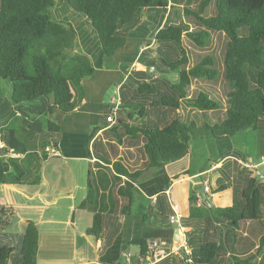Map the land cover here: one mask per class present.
Instances as JSON below:
<instances>
[{
  "label": "trees",
  "instance_id": "trees-1",
  "mask_svg": "<svg viewBox=\"0 0 264 264\" xmlns=\"http://www.w3.org/2000/svg\"><path fill=\"white\" fill-rule=\"evenodd\" d=\"M64 2L73 12L87 19L97 36L103 58H111L125 48L129 33L141 23L148 9L173 8L182 4L183 15L192 18L199 27L191 31L185 22L169 24L158 28L149 43L140 42L137 52L153 61L151 71L132 69L127 73L131 63L121 64V70L130 83L123 89L119 88V117L116 116L109 127L106 124L108 115L105 117L104 127L108 128L105 135L114 144L108 145L111 149L117 145L135 148L137 153L140 151L137 160L142 163L132 169L122 158L113 162L108 156L94 158L111 166L115 173V193L123 201L121 217L130 215L133 191L144 172L161 170L186 157L190 140H226L235 134L257 129L264 116V0H0V80L8 83L9 100L20 109L18 111L39 108L40 102L45 100L47 113L57 109L63 115H70L84 98L81 81L91 77L95 70L85 54L73 52L77 32L72 23L54 17V9ZM193 4H196L195 8H192ZM210 7L214 8V13L208 16ZM213 32L223 33L228 39L223 58L224 80L229 87L225 107L221 100L213 98L207 91H200L193 98L188 96L194 80L214 82L219 71L211 56H205L190 66L183 36L203 49ZM182 107L200 113L224 108V118L215 125L197 126L193 121L182 120ZM154 112H158L155 117ZM100 129L95 126L88 134L84 145L88 154L89 143ZM45 131L57 135L60 126L46 120ZM52 144L57 148V137ZM46 145L48 142L43 143L41 149ZM3 151L5 154L9 151L25 154L28 146L18 141L12 130H7ZM42 158L45 159V155ZM9 164L15 178L11 181L9 176H5L3 183L20 184L27 173L17 168L12 160ZM188 175V172H183L173 176L157 193L155 204L142 217L144 227L156 228L150 221L158 217L157 227L168 229L164 220L170 217L171 209L166 206L164 192L172 182ZM263 190L264 185L252 178L241 193L243 205L240 210L231 206L217 213L235 226L238 223H256ZM97 191L87 181L86 197L75 211H93L98 206ZM13 219V210L0 206V233L10 227ZM104 230L105 217L96 212L86 234L97 240ZM38 241V228L30 221L22 235L19 264H36ZM128 246L136 247L138 256L144 258L139 262L132 257L131 264H144L150 253L147 241L133 238ZM12 252L11 247L0 245V264H8ZM227 253L229 251L222 248L221 240H207L184 261L211 264ZM233 264L258 263L253 254L244 258L233 257Z\"/></svg>",
  "mask_w": 264,
  "mask_h": 264
},
{
  "label": "crops",
  "instance_id": "crops-1",
  "mask_svg": "<svg viewBox=\"0 0 264 264\" xmlns=\"http://www.w3.org/2000/svg\"><path fill=\"white\" fill-rule=\"evenodd\" d=\"M68 9L70 10L69 7ZM58 19L68 21L62 18ZM87 23L89 22L87 21ZM74 29L77 32L76 27ZM89 33L94 34L93 36L97 38L94 31ZM76 43L81 45L83 54L89 58L92 67L95 66L97 70L91 77L81 81L84 85L81 84L84 98L74 113L63 115L57 109L47 113L45 100L40 102L39 108L21 109V111H18L20 109L12 104H6L4 108L0 104V115L4 116L5 114L6 116L4 124L0 126V143L4 144L7 130H12L15 138L18 141L20 138H24L25 141L20 142L28 146V151L25 154L11 152V155L8 156L3 150H0V206L12 209L14 212V219L10 227L0 233V245H7L13 249L15 236L20 238L19 247H17L19 257L17 256L16 259L12 260L11 256L8 264H19L22 235L30 221L36 225L39 232L36 264H126L124 256L127 253L136 259L138 257V249L136 247H132L135 250L130 249L128 246L129 241L137 237L145 239L150 246V253L144 264H193L188 259L184 261L186 255L183 252V247L188 246L187 250L191 254L198 251L199 247L207 240L216 242L221 240L222 248L229 251V253L216 258L211 264H228L229 260H232L231 264H233L234 254L238 256L255 254L256 262L264 264V240L262 238L264 237V190L261 195L259 220L256 223H238L235 226L221 218V214L217 213L231 206L235 210H240L243 205L241 193L246 189L250 179L254 178L264 185L262 180L254 177L252 172L241 166V162H247L257 166L259 173H264V167L261 165V158L264 157V116L259 120L256 130H247L226 139L229 141L230 147L217 155H207L204 159L206 162L201 164L198 169H191L189 148L188 155L183 159L169 164L159 171H145L135 185L130 215L121 217L120 210L123 201L115 193L117 188V183L113 179L115 173L111 166L94 158L108 156L111 162L122 158L132 169L140 166L139 162L142 163L141 160H137L138 150L135 148H124L117 145L113 149L108 147L113 142L105 135L108 126L104 127V120L109 114V104L112 97L108 99L106 104L103 100L100 101L102 88L106 84L113 85L115 90L120 86L123 89L127 83H130L121 70V64L129 63V61L123 60L113 69H104L102 63L106 59H115L116 56L102 57L103 61L97 67L92 57L85 50L86 45L81 44L78 32ZM90 44L88 43L87 46L89 47ZM131 66L127 69V73L132 70L131 68L134 69ZM196 84L200 87L197 88L194 97L200 91H207L213 98L220 99L214 91L203 89L206 84L201 83L200 80H194L190 88ZM119 96L121 99L120 93ZM224 102H222L223 107H225ZM51 106L53 107V104ZM193 111L196 115L200 114L198 111ZM220 111L223 115H220L221 117L217 120L211 119L212 124L208 123L209 125H215V120L220 122L224 118L225 109ZM157 113L154 112L153 116H157ZM202 115L214 117L213 111ZM116 116L119 117L118 112ZM14 117L21 119V121L16 120L17 122L14 123ZM46 120L59 125L60 133L57 135L47 133L45 131ZM182 120L192 121L193 119L185 120L182 117ZM201 125L202 123L199 124V126ZM95 126H99L101 129L89 143L88 154L84 145L91 128ZM38 136H42L43 139ZM54 137L58 139L57 148H54L52 144ZM30 139H38L34 148L31 146ZM45 142H48V145L41 149ZM50 149L54 150L56 154H52ZM33 155L45 162L55 158L57 162L62 163V166H57L53 170L46 166L40 171L35 165L30 164ZM42 155H45V159L42 158ZM212 158L216 160H211ZM25 159H28L30 163H26ZM77 159H86L88 162L89 167H87L86 174L74 175L75 172H72L71 167L67 165L68 161H76ZM10 160L14 162L17 168L27 173L28 178L25 176L26 179H21L20 184L3 183L5 176H9L11 181H14L13 178H15L13 167L9 164ZM183 172H188L189 175L172 182L164 192L166 206L171 209L169 215L177 214L179 225L171 224L169 217L164 220L168 229H159L157 224L160 220L157 217L155 221H150L154 222L156 228L144 227L142 217L147 209L155 204L157 193L173 176ZM149 174L152 176L146 179ZM87 181L98 189V206L93 211H75L77 205L85 199ZM57 184L61 186L58 190H56ZM77 189L80 191L76 200L73 198ZM55 192L57 193L55 194ZM34 199L38 200L37 204ZM62 199H66L63 216L70 218V222L66 220V217L62 219L63 216L59 217L57 222L71 224V232L68 234L61 233L62 236L41 234L38 221L42 223V217L46 211L51 210L52 206L58 204V201ZM34 209L44 212L39 217ZM96 212H100L105 217V230L101 234L102 237L97 240L86 234L92 225V218ZM45 218L46 222L54 221L53 216ZM79 220H81V225H79ZM14 226L15 232L12 231ZM49 228L53 229L52 227ZM178 229L179 231H177ZM143 231H146L145 235ZM54 237L57 238L54 239ZM41 247L42 249H50L47 255L41 253Z\"/></svg>",
  "mask_w": 264,
  "mask_h": 264
},
{
  "label": "rangeland",
  "instance_id": "rangeland-1",
  "mask_svg": "<svg viewBox=\"0 0 264 264\" xmlns=\"http://www.w3.org/2000/svg\"><path fill=\"white\" fill-rule=\"evenodd\" d=\"M174 6L175 7L173 8L168 7L166 9L146 10L141 19V22L143 21L142 24L138 28L136 27L134 30H132L129 33L128 37L130 38L129 39L127 38L128 40H127V45L125 46V48L115 55L116 56L115 59L113 58L106 59L102 63L103 68L113 69L115 65H117L118 63L120 64L121 61L124 60V61H129V63L132 64L134 69L144 70L145 68H147L151 71L153 61L145 59L142 55H139V53L137 52V47L139 46L140 42L149 43L152 36L155 34L158 28L169 25V24H179L181 22H185L186 24H188L191 31H195L199 29L198 25L194 22L192 18L185 17L183 15V12L181 10L182 4H177ZM195 7H196V4H193L192 8H195ZM213 13H214V8L210 7L207 15L210 16V15H213ZM54 14H55L54 17L56 19L58 18L66 19L70 21L74 25V27H76L77 32L79 33V36H80L81 44L86 45L85 50L92 57L95 65L98 67L99 64H101V62L103 61V58L100 55V46H99L97 38L93 36L94 34L92 35L89 33L93 31H91L92 29L89 28L90 25L89 23H87L86 21L87 19L83 15L73 12L71 9L69 10L67 7V3L65 2L58 8L54 9ZM227 41L228 39L225 36V34L213 32L211 33V39L208 42L207 46L201 49L193 45L192 42L186 38V36H183V44L188 50L189 56H190V66L196 64L205 56H211L215 60V67L219 71L218 79L211 83L208 81H203V80H200V82L203 84H206L204 85L203 89L205 90L210 89L214 91L217 94V97L219 95V98H220L219 100H221L222 102H224L226 94L229 91L228 84L224 80V71H223V58H224V54L226 51ZM88 43H91L89 47L87 46ZM75 51L79 53L80 52L83 53L81 45L79 43H76L75 50L73 52ZM71 53L72 51L68 53L69 56H71L70 55ZM93 67L96 73L97 69L95 68V66ZM82 86L84 85L82 84ZM199 87L200 85H197V84L193 85L188 90L189 96L194 97V95L197 93V88ZM75 90L77 91L78 89H75ZM102 91L103 92L101 93L100 101L102 102L103 100L104 104H106L108 103V99L115 96L116 89L114 90L113 85L106 84L105 86H103ZM79 96H80V92H79ZM9 97H10V89H9L8 83L0 80V104L2 108H4L6 104H10V105L12 104L11 101L9 100ZM79 98L80 97H78V99ZM82 102H83V99L81 100V103ZM181 110H182L183 119L190 120L192 118L193 119L192 121L197 126H199L200 123H202V125L205 123L212 124L211 119L217 120L219 117H221L220 115H223L220 110L213 111V115H214L213 118H210L212 115H207L208 117H205V115H202L203 113H200V112H199L200 114L196 115V113H193L194 112L193 110H188L185 107H182ZM5 117H6L5 114L4 116L0 115V126L4 124L3 122L6 119ZM16 120L21 121V119H17V117H14L13 122L14 123L17 122ZM216 120H215V124L217 123ZM38 137L43 139L42 136H38ZM110 137L112 138V136ZM38 139L29 140L32 148H34L35 145L38 143ZM20 141L23 142L25 141V139L20 138ZM227 147H230L229 141L227 140H215L212 138H203V139L196 138V139L190 140L189 142L190 153L189 154H190V161H191V169L192 170L198 169L201 166V164L206 162V160L204 159L207 157V155H217L220 152L225 151ZM137 155L138 156L140 155V151L137 153ZM211 160H216V159L212 158ZM25 162L28 163L29 160L25 159ZM30 164L35 165L36 168L40 171L43 168H46V166L51 170H53L57 166H62V163L57 162L55 158L48 159L45 162L43 160L37 159L34 155L31 156ZM67 165L71 167L72 172H75L74 175L77 174L78 176L86 174L87 169H88L87 167H89L86 159H77L76 161H68ZM156 171H159V170H156ZM151 176L152 175L149 174L146 177V179L150 178ZM59 188H61V186L60 184H57L56 190H58ZM79 191L80 190L78 189L76 190L73 199H76V200L78 199ZM56 193L57 192H55V194ZM86 193H87V190H86ZM34 201L36 202V204L38 203L37 199H34ZM65 203H66V199L59 200L58 204L52 206L51 210L48 209L46 211V214L44 215V217H42L43 218L42 223L38 221L41 234H50L52 236H62L61 233L68 234L69 232H71V224L67 225V224H62V223L60 224L57 222L58 218L63 216L65 212V207H66V205H64ZM34 211H36L39 214V217L44 212V211L43 212L38 211L36 209H34ZM47 216H53L54 221L46 222L45 217ZM65 217H66V220L70 222V218H68L65 215L62 217V219ZM79 225H81V220H79ZM49 227H52L53 229ZM12 231L13 232L16 231L15 226L12 227ZM145 232L146 231H143L144 235H145ZM56 238L57 237H54V239ZM19 241H20V238L15 236L13 240L14 251L11 255L12 260L16 259L17 256L19 257V252L17 250V247H19L18 246ZM130 249L135 250V248H132V247H130ZM49 251H50L49 248L42 249L41 247V253H45V255H47ZM51 251L53 250L51 249ZM233 257L244 258L248 256H238L237 254H234ZM231 261L229 260L228 264H231Z\"/></svg>",
  "mask_w": 264,
  "mask_h": 264
},
{
  "label": "built area",
  "instance_id": "built-area-1",
  "mask_svg": "<svg viewBox=\"0 0 264 264\" xmlns=\"http://www.w3.org/2000/svg\"><path fill=\"white\" fill-rule=\"evenodd\" d=\"M119 88L120 87H117L116 88V91H115V96H113L110 100V104H109V114L106 118V124L109 126H111L114 122H115V116L118 112V109H119V106L121 104V99H120V96H119ZM4 148V144L3 143H0V150H3ZM52 154H56V152L54 150H49ZM6 155L10 156L11 155V152H7ZM261 165L264 167V157L261 158ZM241 166L252 172L254 177H257L259 178L260 180L263 181L264 183V173H259L257 171V166L253 165V164H250V163H247V162H241ZM170 220V223L173 224V225H179V216L177 214H174L173 216H170L169 218ZM187 246H184L183 247V252L185 253L186 256H189L190 253L189 251L187 250ZM131 258H132V255L130 253L126 254L124 256V260H125V263L126 264H130L131 263ZM138 261L139 262H143L144 261V258L142 257H137Z\"/></svg>",
  "mask_w": 264,
  "mask_h": 264
},
{
  "label": "water",
  "instance_id": "water-1",
  "mask_svg": "<svg viewBox=\"0 0 264 264\" xmlns=\"http://www.w3.org/2000/svg\"><path fill=\"white\" fill-rule=\"evenodd\" d=\"M262 117H263V116H262ZM177 231H179V229H178Z\"/></svg>",
  "mask_w": 264,
  "mask_h": 264
},
{
  "label": "clouds",
  "instance_id": "clouds-1",
  "mask_svg": "<svg viewBox=\"0 0 264 264\" xmlns=\"http://www.w3.org/2000/svg\"><path fill=\"white\" fill-rule=\"evenodd\" d=\"M131 69H133V68H131Z\"/></svg>",
  "mask_w": 264,
  "mask_h": 264
},
{
  "label": "bare ground",
  "instance_id": "bare-ground-1",
  "mask_svg": "<svg viewBox=\"0 0 264 264\" xmlns=\"http://www.w3.org/2000/svg\"><path fill=\"white\" fill-rule=\"evenodd\" d=\"M221 188V187H220Z\"/></svg>",
  "mask_w": 264,
  "mask_h": 264
}]
</instances>
